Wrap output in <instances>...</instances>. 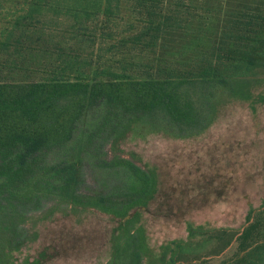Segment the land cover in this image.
Masks as SVG:
<instances>
[{"label":"rangeland","instance_id":"obj_1","mask_svg":"<svg viewBox=\"0 0 264 264\" xmlns=\"http://www.w3.org/2000/svg\"><path fill=\"white\" fill-rule=\"evenodd\" d=\"M181 1L177 11L186 28L168 50L100 39L98 18L84 15L77 0H31L30 10L18 11V20L36 25L51 20L66 28L74 24L73 31L68 28L63 35L74 37L72 43L81 55L90 53V76L107 63L124 66L115 60L129 61L124 67L139 77L159 76L170 69L196 70L208 54L219 53L218 48L243 49L232 33L252 37L264 29V22L249 16H264V0ZM17 2L23 0H0V14L12 5H24ZM146 5L119 1L123 23L129 27L125 33L132 31L131 24L144 26L166 10L159 4ZM23 35L43 40L61 36L37 31ZM14 57L12 53L8 59ZM16 58L23 68L8 73L0 66V76L37 80L44 74L35 69L50 55L24 51ZM74 60L68 58L69 63ZM252 71L245 96L219 92L215 116L198 134L174 137L137 123L106 146L108 156L131 158L155 174V190L143 204L115 216L50 201L44 211L25 219L34 233L32 240L8 251L5 264H126L134 251L143 264H239L241 259L243 264L246 257L253 264L264 262V253L256 257L251 253L264 244V67Z\"/></svg>","mask_w":264,"mask_h":264},{"label":"trees","instance_id":"obj_2","mask_svg":"<svg viewBox=\"0 0 264 264\" xmlns=\"http://www.w3.org/2000/svg\"><path fill=\"white\" fill-rule=\"evenodd\" d=\"M119 1L77 0L84 15L98 18L96 36L104 41L115 38L168 50L185 31L177 11L183 6L181 0H138L147 8L159 4L166 10L156 20L143 22L144 26L131 24L132 31L125 33L129 27L123 23ZM17 3L24 5H12L0 14V56H5L0 66L8 73L22 69L16 57L24 51L50 58L35 69L44 74L37 80L0 76V264L7 262L8 251L32 240L34 233L25 219L44 211L50 201L115 216L143 204L155 190V174L131 158L108 156L106 146L137 123L174 137L198 134L212 122L219 92L245 96L252 69L264 67V29H260L252 37L232 33L243 49L218 48L219 53H207L203 67L196 70L170 69L159 76L139 77L124 67L129 61L115 60L124 66L113 68L107 63L90 76V53L81 55L72 43L74 37L63 35L72 32L74 24L69 30L51 20L40 25L22 23L18 11L30 10L33 3ZM170 6L176 9L169 10ZM245 8L249 13L248 4ZM249 16L264 22V16ZM35 31L61 36L43 40L23 35ZM12 53L16 57L9 60ZM68 58L75 60L69 63ZM76 63L80 66L75 68ZM251 253L254 257L264 253V244ZM248 260L243 264H253ZM126 264L143 263L134 251Z\"/></svg>","mask_w":264,"mask_h":264}]
</instances>
